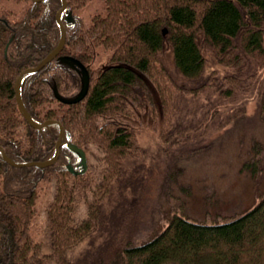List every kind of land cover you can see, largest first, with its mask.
Wrapping results in <instances>:
<instances>
[{"label": "trees", "instance_id": "16d2710c", "mask_svg": "<svg viewBox=\"0 0 264 264\" xmlns=\"http://www.w3.org/2000/svg\"><path fill=\"white\" fill-rule=\"evenodd\" d=\"M21 1L0 8V145L14 160H43L57 128L27 123L14 80L57 44L61 0ZM86 2L67 0L60 52L88 68L86 95L54 96L53 86L64 96L80 86L56 57L24 77L21 95L36 120L59 119L97 167L72 173L78 158L66 146L45 167L0 155V264H264V190L217 223L182 216L185 199L173 191L182 160L244 116L248 101L264 114V0H103L105 11L84 23L74 9ZM98 46L110 54L93 67ZM145 126L168 156H148L136 135ZM44 177L52 196L34 226Z\"/></svg>", "mask_w": 264, "mask_h": 264}, {"label": "rangeland", "instance_id": "374dc122", "mask_svg": "<svg viewBox=\"0 0 264 264\" xmlns=\"http://www.w3.org/2000/svg\"><path fill=\"white\" fill-rule=\"evenodd\" d=\"M22 4L21 0H0V8L16 9ZM104 11L103 0H87L83 6L74 9L84 23L93 13ZM97 50L98 54L91 64L93 67L107 63L110 54L101 46ZM164 56L171 66L168 50ZM155 129L148 126L138 129L136 135L139 144L146 149L148 156H168L166 151L160 152L157 148ZM89 155L87 168L90 163V167L95 169L96 160H93L90 152ZM258 156L261 157L259 168ZM182 165V171L173 183V191L185 199V206L177 210L182 216L217 223L253 205L264 190V114L259 111L257 101H248L244 116L239 115L223 129L213 132L203 147L182 160ZM44 178L40 183L41 194L37 201L39 213L34 219V226L43 225L40 211L52 196L51 182ZM162 204L163 211L165 208L171 210L164 199Z\"/></svg>", "mask_w": 264, "mask_h": 264}, {"label": "water", "instance_id": "95a60500", "mask_svg": "<svg viewBox=\"0 0 264 264\" xmlns=\"http://www.w3.org/2000/svg\"><path fill=\"white\" fill-rule=\"evenodd\" d=\"M33 1H42V0H33ZM66 8H67V0H61V6L58 8L55 14V19L59 27V40L57 44L43 58H41V60L36 65L22 69L17 74L14 80V92H15V99L17 102V106L20 113L27 121V123H29L32 127L37 129L48 128L52 125L56 126L58 131V137L55 141L53 153L48 158H45L43 160L19 161L10 158L6 154L3 147L0 145V155L6 162H8L11 165L14 166L35 165L39 167L49 166L53 164L58 158L60 153V147L66 146L78 158V162L76 163V165L67 163V168L74 174L83 173L87 168V156L85 150L82 147L75 144L74 142L66 140L65 128L61 123V121L57 118H48L42 121L36 120L27 111L21 95V84L24 77H26L30 73L40 70L43 66H45L46 63H48L50 60H52L55 57L58 59V61L61 64L66 65L77 72V74L79 75L80 86L78 91L73 96L61 95L58 92L57 88L53 86L54 96L61 102L74 103L81 100L86 95L90 81V74L88 68L78 58L68 54H60L64 46L65 37H66V24L62 20L63 13H66L64 15V20L66 22L72 20V15L70 10L66 11Z\"/></svg>", "mask_w": 264, "mask_h": 264}, {"label": "flooded vegetation", "instance_id": "af4514ba", "mask_svg": "<svg viewBox=\"0 0 264 264\" xmlns=\"http://www.w3.org/2000/svg\"><path fill=\"white\" fill-rule=\"evenodd\" d=\"M72 69V68H71ZM74 70V69H73Z\"/></svg>", "mask_w": 264, "mask_h": 264}]
</instances>
